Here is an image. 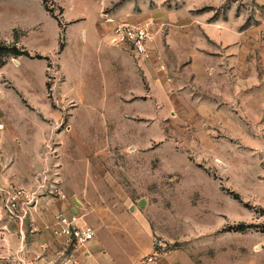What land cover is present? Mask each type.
<instances>
[{
    "label": "rangeland",
    "instance_id": "obj_1",
    "mask_svg": "<svg viewBox=\"0 0 264 264\" xmlns=\"http://www.w3.org/2000/svg\"><path fill=\"white\" fill-rule=\"evenodd\" d=\"M99 1L106 22L152 25V46L167 65L163 78L182 84L179 89L190 85L187 66L201 53L209 54L208 72L220 68L219 78L225 79L221 98H215L220 111L213 106L211 112L188 119V95L162 87L175 105L163 120L156 114L134 117L131 138L110 137L113 128L105 129V124L121 109L115 99L120 72L92 64L81 73L76 64L80 25L71 27L65 91L79 106L70 130L74 103L55 96L53 86L63 76L52 64L47 98L51 110L60 111L58 131L64 133L46 144L50 167L34 169L28 155L15 156V117L24 120L33 113L16 106L15 91L0 90V222L5 231L0 232V246L7 250L0 254L1 264H23L25 255L15 260V241L33 242L21 231L15 234V214L7 207L10 191L22 185L15 183L16 158L21 167H31L30 185L60 179L66 194L56 202L58 198L44 193L46 199L20 223L26 233L34 222L36 230H43L40 224L48 229L61 211L94 229L93 240L108 251L104 254L100 247L97 255L108 264H264V0H45V5L55 16L64 7V22L84 18L81 25L92 26ZM0 31V65L10 61L6 75L22 79L14 64L15 0H0ZM50 45L30 38L26 46L42 52ZM4 83L13 87L0 76V86ZM25 93L39 102L45 89L37 84ZM154 107L158 111L163 106L156 102ZM138 126H145L146 133ZM48 237L40 244H52ZM54 245H49L53 261L60 253ZM86 249L89 254L76 252L81 263L91 255Z\"/></svg>",
    "mask_w": 264,
    "mask_h": 264
},
{
    "label": "crops",
    "instance_id": "obj_2",
    "mask_svg": "<svg viewBox=\"0 0 264 264\" xmlns=\"http://www.w3.org/2000/svg\"><path fill=\"white\" fill-rule=\"evenodd\" d=\"M103 7L99 1L95 12V25L87 26L81 25L84 23V18L72 19L67 22L62 21L64 7L61 16H55L48 10L44 0H15V40L13 41V45L29 54H15L14 64L18 67L15 71L20 70L23 75L21 76L22 79L15 75L14 81L6 75L8 66L11 64L10 61H5L0 65V76L5 78V80H11L13 84V87L9 88L4 83L3 87L0 86V90L11 89L15 91L16 106L20 105L17 107H20V109L24 107L27 111L33 113L29 115L30 118L24 117V120H19L15 117V156L28 155L31 158V162L35 165L34 169H41L45 165L47 168L50 167L52 161L49 160V157L48 159L44 157L47 148L46 144L51 145L50 141L57 139L58 136L63 138L62 134L64 133L63 131H58V125L62 123L60 111H52L51 102L47 98L49 89L48 74L52 64L54 66L57 65V71L63 76L62 80L55 82L53 86L55 96L60 99L67 97L74 103V112L68 120V128L70 130L72 129L73 116L76 114L77 107L79 106L78 102L65 91L68 80L66 74L67 54L70 51V43L67 41V31L75 25H80L78 37L81 40V49L76 59L79 71L82 70L83 72L81 73H84L85 69L93 64L104 71L110 69L120 72L116 81L118 94L115 96V99L117 100L116 106L121 109L117 113V118L111 121L107 120L105 124V129L108 125H111L113 128L111 132L107 131L110 133V137L131 138L134 117L146 118L149 114L150 116L156 114L155 118L157 120H163L164 113L175 107L172 101L166 98L167 95L164 96L162 87L179 89L182 84H178V86L163 78L162 74L164 70L161 68L160 60L157 59L158 50H156V46H152L148 57L137 60L121 46L113 43L111 33L114 25L102 20ZM235 33L238 34V32ZM2 36L3 34L0 31V41L3 39ZM30 38L39 42H49L51 45L42 52L34 51L28 49V46H26ZM199 57L198 61L195 60L193 62V66L191 64L185 70L190 75L187 77V83H190L188 89H179L181 90L179 91L181 97H184L186 94L191 99V107L185 114L188 119L195 114L199 115L200 113L211 112L213 106L217 109L216 111H220V104L217 99H220V94L223 93L220 89V82L225 79L219 78L220 68L214 69L213 73L208 72L206 64L213 59L209 54L203 52ZM116 59L119 64L116 62ZM23 64L27 66L21 68ZM184 83L185 81H183ZM37 84L45 89L43 101L39 102L33 98V95L31 99V95L25 93V91L31 93ZM211 94L213 97H211ZM156 102H160L163 106L158 111L154 107V103ZM179 107L176 108L179 109ZM138 127L146 133L147 128L145 126ZM2 128L1 131H4L6 128L4 123H2ZM19 159H15V183H21V186L30 185L27 180L30 173L28 174L27 171H30L31 167H21L18 162ZM84 165L86 164L84 163ZM22 170L25 171L24 174L17 173V171L20 172ZM43 198L46 199V197H42L41 199ZM60 200L61 198L56 200V202H60ZM40 225L43 230H36L34 222L31 225L32 228L30 227L28 233H26L24 226L20 225L18 218H15V234L18 236V231H21L24 236L29 235V240L31 238L33 240V242H29L30 245L15 241V260L25 255L23 264H53L50 263L51 261H55V264H61L60 253L57 255L58 261H56V256V260L53 261L54 253L51 252L49 246L54 243L55 250H62V246L58 242L59 238H55L52 235L51 229L54 226L48 225V229H46L44 225ZM3 226L4 224L0 222V230H2L0 232H5L1 228ZM48 234L53 237H51L52 244H40L41 241L49 239ZM100 242V240H92L90 242L91 255L86 256V259L82 260V264H108L105 262L106 260L100 259L97 255V251L101 247ZM6 251L3 246H0V254L1 252L6 253ZM100 251L104 254L108 253L105 247H101ZM16 262L17 260L15 264H22Z\"/></svg>",
    "mask_w": 264,
    "mask_h": 264
},
{
    "label": "built area",
    "instance_id": "obj_3",
    "mask_svg": "<svg viewBox=\"0 0 264 264\" xmlns=\"http://www.w3.org/2000/svg\"><path fill=\"white\" fill-rule=\"evenodd\" d=\"M111 36L113 43L130 52L136 59L150 55L154 31L149 22L122 21L115 23ZM157 59L160 60L161 68L166 70L167 65L162 61V57L157 56ZM57 166H59L58 163ZM55 175L59 176L58 170ZM46 180L47 178H43L32 187L15 186L10 191L7 207L11 213L15 214V218H18L20 223H25L32 210L39 204L40 199L44 197V193L48 192L50 196L58 199L66 198V194L61 188L60 179H53L50 183H47ZM73 217L59 211L52 229L53 234L59 238V245L62 246V250H60L62 264H82L80 256L76 252H82L84 255L89 254L86 246H89L95 236V231L91 226L79 224ZM149 260L151 261L152 258Z\"/></svg>",
    "mask_w": 264,
    "mask_h": 264
},
{
    "label": "water",
    "instance_id": "obj_4",
    "mask_svg": "<svg viewBox=\"0 0 264 264\" xmlns=\"http://www.w3.org/2000/svg\"><path fill=\"white\" fill-rule=\"evenodd\" d=\"M74 199H75V201L77 202V204H79V201L77 200V198L75 197ZM140 204H141V205L145 204V199H142V200L140 201ZM73 211L76 213V212H77V209L74 207V208H73Z\"/></svg>",
    "mask_w": 264,
    "mask_h": 264
},
{
    "label": "trees",
    "instance_id": "obj_5",
    "mask_svg": "<svg viewBox=\"0 0 264 264\" xmlns=\"http://www.w3.org/2000/svg\"><path fill=\"white\" fill-rule=\"evenodd\" d=\"M45 2V0H44ZM47 7V6H46ZM49 10V9H48ZM50 11V10H49ZM15 49L17 50V52H15L16 54H29L28 52L26 51H22V50H19L18 48L15 47Z\"/></svg>",
    "mask_w": 264,
    "mask_h": 264
}]
</instances>
